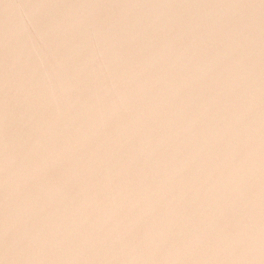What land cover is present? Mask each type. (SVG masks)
<instances>
[{
  "label": "water",
  "instance_id": "water-1",
  "mask_svg": "<svg viewBox=\"0 0 264 264\" xmlns=\"http://www.w3.org/2000/svg\"><path fill=\"white\" fill-rule=\"evenodd\" d=\"M0 264H264V0H0Z\"/></svg>",
  "mask_w": 264,
  "mask_h": 264
}]
</instances>
